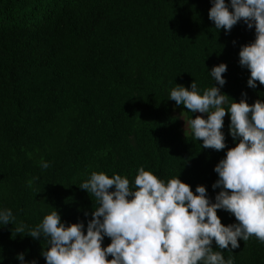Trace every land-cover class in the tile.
Masks as SVG:
<instances>
[{"label":"trees","instance_id":"obj_1","mask_svg":"<svg viewBox=\"0 0 264 264\" xmlns=\"http://www.w3.org/2000/svg\"><path fill=\"white\" fill-rule=\"evenodd\" d=\"M225 4L231 11L230 0ZM212 6L213 0H0V212L14 217L0 225V264H21L20 253L24 264H46L48 238L28 234L55 210L65 226L83 223L86 232L97 204L80 186L93 172L120 175L133 187L143 167L165 184L177 177L194 194L204 186L215 202L221 188H212L214 167L239 142L229 134L230 114L221 130L226 147L205 149L180 120L182 113L190 126L197 113L177 106L170 92L177 85L190 90L192 81L201 95L220 87L228 110L241 99L264 102V85L249 88L250 72L239 63L241 47L255 40L254 26L241 20L228 32L217 30ZM221 63L222 87L209 74ZM217 215L224 226L237 223L225 210ZM110 242L105 236L102 247ZM238 244L221 250L213 241L212 248L233 264H264V243L255 236Z\"/></svg>","mask_w":264,"mask_h":264},{"label":"clouds","instance_id":"obj_2","mask_svg":"<svg viewBox=\"0 0 264 264\" xmlns=\"http://www.w3.org/2000/svg\"><path fill=\"white\" fill-rule=\"evenodd\" d=\"M230 7L231 11L225 0H213L209 19L217 30L226 32L241 20L249 29L254 26L255 40L241 47L239 63L250 72L249 88H255L257 81L264 85V0H230ZM226 70L221 63L209 73L221 87ZM227 98L216 86L199 94L194 81L190 90L177 85L169 98L191 113L207 114L206 119L197 115L189 121L194 138L205 149L226 147L221 129L223 118L230 114L229 134L239 142L214 167L219 178L212 188H221L215 202L209 201L204 186L198 185L194 194L177 177L165 184L143 167L133 187L120 175L109 178L93 172L80 186L97 204L86 232L83 223L65 226L56 210L29 230L34 239L41 234L48 238L49 246L42 252L46 264H233L213 251V241L219 249L230 251L239 247L238 239L255 236L264 243V102L249 105L244 99L232 100L225 110ZM41 167L47 169L49 164L43 162ZM218 209L234 215L237 223L224 226ZM13 219L11 210L0 212V225ZM25 227L21 224L15 232L20 234ZM105 236L111 242L102 247ZM17 258L24 264L23 253Z\"/></svg>","mask_w":264,"mask_h":264},{"label":"rangeland","instance_id":"obj_3","mask_svg":"<svg viewBox=\"0 0 264 264\" xmlns=\"http://www.w3.org/2000/svg\"><path fill=\"white\" fill-rule=\"evenodd\" d=\"M197 115H199V116H201L202 118H205V119L207 118V114L206 113H204V114L197 113ZM180 120H181L183 129L189 130L190 129V126L186 122V120L184 118V115L182 113L180 114ZM223 121H224V118H223Z\"/></svg>","mask_w":264,"mask_h":264}]
</instances>
